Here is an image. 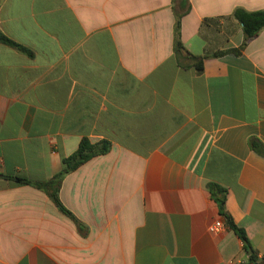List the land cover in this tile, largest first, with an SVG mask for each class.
Instances as JSON below:
<instances>
[{"label": "crops", "instance_id": "1", "mask_svg": "<svg viewBox=\"0 0 264 264\" xmlns=\"http://www.w3.org/2000/svg\"><path fill=\"white\" fill-rule=\"evenodd\" d=\"M236 9L264 0H0L1 32L33 53L0 44V264H264V156L251 146L264 148V30L232 53ZM178 17L202 72L179 63ZM84 138L112 149L62 182L80 232L5 176L47 182Z\"/></svg>", "mask_w": 264, "mask_h": 264}, {"label": "trees", "instance_id": "2", "mask_svg": "<svg viewBox=\"0 0 264 264\" xmlns=\"http://www.w3.org/2000/svg\"><path fill=\"white\" fill-rule=\"evenodd\" d=\"M234 17L237 21L242 24L243 32H244V42L242 47L239 50H234L232 53L241 54V52L247 47V45L252 41L255 37H257L264 30V10L248 12L243 9H236L234 12ZM0 44L12 47L19 52L26 54L27 56L32 57L33 53L26 47L17 44L7 36H5L0 30ZM174 51L178 56V60L180 65L183 67L181 63V59L191 61L194 64L195 68L198 72L203 71L204 61L207 58L206 56H194L190 54L183 46L181 41V22L180 17H178V21L175 29V40H174ZM223 54V53H222ZM221 55L217 54V56ZM180 57V58H179ZM252 148L256 150L258 153L264 156V148L258 142H252ZM112 149L111 143L108 141H101L99 143H91L90 140L84 138L80 142L79 149L72 154L71 156L63 159L64 169L60 171L58 174L54 176L53 179L47 182H34L26 178L18 177V176H5V179L14 181L18 185L22 186H31L36 189H39L45 192L48 197L52 200V202L56 205L58 210L71 219L77 226L78 230L82 232L85 230V226L70 212L61 202L60 200V188L63 180L70 173L78 170L81 166L89 162L95 157L106 155L110 153ZM210 191L212 197L218 205L220 214L224 217L226 221V225L228 228L238 236L244 243V248L247 251L252 250V246L248 240V237L244 230L239 228L231 216L228 214L226 210V201H227V190L224 188L210 184ZM251 260L254 264L258 263V258L255 253L252 254Z\"/></svg>", "mask_w": 264, "mask_h": 264}, {"label": "built area", "instance_id": "3", "mask_svg": "<svg viewBox=\"0 0 264 264\" xmlns=\"http://www.w3.org/2000/svg\"><path fill=\"white\" fill-rule=\"evenodd\" d=\"M222 228H224L223 224L221 222H218L215 225H213L212 227H210V231L216 232Z\"/></svg>", "mask_w": 264, "mask_h": 264}, {"label": "water", "instance_id": "4", "mask_svg": "<svg viewBox=\"0 0 264 264\" xmlns=\"http://www.w3.org/2000/svg\"><path fill=\"white\" fill-rule=\"evenodd\" d=\"M0 177H3L2 175H0ZM250 253H252V251H250Z\"/></svg>", "mask_w": 264, "mask_h": 264}]
</instances>
